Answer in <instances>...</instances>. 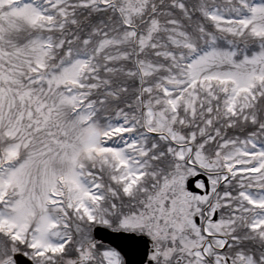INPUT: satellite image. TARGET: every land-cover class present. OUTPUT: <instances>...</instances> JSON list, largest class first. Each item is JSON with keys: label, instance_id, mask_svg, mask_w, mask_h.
<instances>
[{"label": "snow or ice", "instance_id": "6c2138e0", "mask_svg": "<svg viewBox=\"0 0 264 264\" xmlns=\"http://www.w3.org/2000/svg\"><path fill=\"white\" fill-rule=\"evenodd\" d=\"M0 264H264V0H0Z\"/></svg>", "mask_w": 264, "mask_h": 264}]
</instances>
